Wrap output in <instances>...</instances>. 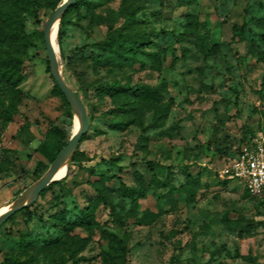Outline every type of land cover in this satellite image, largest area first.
I'll use <instances>...</instances> for the list:
<instances>
[{
	"label": "rangeland",
	"instance_id": "374dc122",
	"mask_svg": "<svg viewBox=\"0 0 264 264\" xmlns=\"http://www.w3.org/2000/svg\"><path fill=\"white\" fill-rule=\"evenodd\" d=\"M122 2L81 0L66 12L61 39L59 25L60 70L87 106L89 130L69 164L67 181L39 196L32 219L23 212L1 227L0 264L10 258L21 264H114L108 233L125 239V264H264V198L218 177L251 138L264 134V0ZM38 3L8 0L3 7L20 12L25 30L20 42L0 46V60L15 55L24 62L17 88L0 73V99L18 110L11 121L0 119V208L52 165L46 162L42 174L35 167L50 128L69 126L71 134L74 129V113L70 107L69 119L46 61L43 30L53 13ZM235 26L244 28L242 36L235 35ZM120 27L187 35L179 42L172 35L153 38L146 49L162 59L156 70L98 64L95 44ZM190 31L206 33L208 46L216 45L218 52L206 56ZM173 51L175 63L166 59ZM113 82L161 88L162 97L103 95L102 87ZM126 101L135 102L136 109L115 112ZM112 118L125 122L126 129L112 128ZM149 161L169 169L152 172ZM186 166L201 172L193 198L185 188ZM155 174L168 178V185H156ZM117 178L143 188L145 196L122 197ZM101 196L127 216L122 223ZM22 240L35 245L26 250Z\"/></svg>",
	"mask_w": 264,
	"mask_h": 264
},
{
	"label": "trees",
	"instance_id": "16d2710c",
	"mask_svg": "<svg viewBox=\"0 0 264 264\" xmlns=\"http://www.w3.org/2000/svg\"><path fill=\"white\" fill-rule=\"evenodd\" d=\"M8 0H0V25L3 26V32L0 33V46H7L11 43H18L23 39V34L25 30V25L23 18L18 10L12 9L8 10L7 8H3L4 5L7 3ZM23 1V0H17ZM30 4L34 7L39 5V0H27ZM43 7L52 14L56 8L62 4L64 0H42ZM127 0H123L122 5L125 4ZM81 0H76V2L69 8L68 12L71 8L79 5ZM67 12V13H68ZM32 13L35 17H37V11L35 9L32 10ZM67 13L61 20L60 23V31L59 39H61L64 35L62 28L67 24ZM133 14L130 13L127 15L128 20L133 19ZM244 32L243 27H234V33L236 36H242ZM189 34L197 35L198 43L206 56L214 55L218 52V47L212 46L209 47L206 41L207 34H196V32L190 31ZM160 35H172L176 39V41H181L187 35L186 33L182 34L181 36H176L174 33H169L166 31H156L152 30H126L124 27L116 28L115 30L111 29L108 33V36L105 40L95 44V47L98 49L99 54L94 55L95 60L98 64L104 66H119L121 68L124 67H133L136 65H140L141 68H146L147 65H150L152 69H159L162 64V59L153 52L147 51V46L152 44L153 38L160 36ZM141 57H145L144 60ZM148 59V60H147ZM166 59H171L173 63L178 61V57L175 55L174 51L170 56H166ZM47 64H48V60ZM24 62L20 59L15 57V55H10L8 58H4L0 60V73L2 79L9 84L13 88H17L20 83L24 79ZM49 71V69H48ZM56 91L62 97L65 105L68 108V115L69 119H73V114L70 110V106L59 89L56 85ZM163 90L161 88H152L149 85H145L142 83L135 84V85H121L117 82H113L111 84H106L102 87V94L115 97L118 94H128V96H136L137 98H142L144 100H154L158 101L162 97ZM78 96V95H77ZM79 97V96H78ZM85 105V104H84ZM86 110L87 106L85 105ZM136 109L135 102L133 101H126L124 104H121L116 108L115 112H124L128 113L130 111H134ZM18 113L17 106L13 102L8 106L4 100L0 99V119L4 122H9L13 119V117ZM88 113V110H87ZM166 115V114H164ZM89 118V117H88ZM109 124L112 128H116L119 130H125L127 124L120 119L112 118L109 119ZM132 123V122H130ZM71 137V129L69 126L64 127H51L50 130L45 134V139L43 144L40 146V152L42 155V160H38L36 163V170L41 174L48 168L49 162L52 164L58 154L62 151V149L67 145L69 139ZM79 155V151L75 153L73 157V161H76V156ZM148 168L152 170V172H159L162 170H168L169 167L162 166L158 162L149 161L146 162ZM185 188L190 192V197L193 198L195 195V187L199 185L201 182V172L199 171L197 174H193L192 168L189 166L185 167ZM45 173V172H44ZM68 177V176H67ZM68 178L64 179V182L67 181ZM118 180V193L122 197L129 198L133 201H137L139 197L145 196V190L143 188H135L129 187L125 185L120 178ZM153 182L159 186H166L168 185L169 181L168 178H163V180L159 177L154 175ZM59 182L51 184L42 194L47 192L48 190L53 189L55 185ZM224 183H228V181H224ZM108 190V189H107ZM112 190V189H111ZM102 200L105 204L111 207L112 215H114L116 220L121 221V223L126 219L122 218L121 214L116 211V209L110 204L104 196H101ZM25 212L29 219H32V215L34 212V206L31 205L27 208H24L19 213L12 216L5 224L9 223L12 219H14L18 214ZM134 218V216H130ZM83 218H81L80 222L82 223ZM84 221L88 223L91 221L90 214L87 212L84 217ZM137 223L146 224L149 220L138 219L136 220ZM4 224V225H5ZM3 225V226H4ZM2 227V226H1ZM0 227V229H1ZM69 228L73 229V224H69ZM107 239L109 242V258L114 264H125V257L128 252L127 243L125 239L113 234L108 233ZM1 240V237H0ZM20 246L24 249H30L34 247V243L31 240H22L19 242ZM6 264H21L19 260L10 258V260H6Z\"/></svg>",
	"mask_w": 264,
	"mask_h": 264
},
{
	"label": "water",
	"instance_id": "95a60500",
	"mask_svg": "<svg viewBox=\"0 0 264 264\" xmlns=\"http://www.w3.org/2000/svg\"><path fill=\"white\" fill-rule=\"evenodd\" d=\"M76 2V0H64L49 18L46 26L43 30L44 42L47 51V60L50 75L55 84L59 87L63 95L65 96L68 104L70 105L74 116L77 115L80 121V129L71 134V137L67 145L58 154L52 165L44 173V175L28 189V192L32 195L31 200L26 204H20L13 206L0 216V227L3 226L12 216L33 205L39 198V196L53 183L60 182L67 177L56 178V175L63 163L73 160L75 153L79 148V144L82 138L87 134L89 130L88 113L85 105L77 96L76 92L65 81L59 65V59L55 49L50 41V31L55 24L60 25V22L69 8ZM59 50V49H58Z\"/></svg>",
	"mask_w": 264,
	"mask_h": 264
},
{
	"label": "built area",
	"instance_id": "2783aa9c",
	"mask_svg": "<svg viewBox=\"0 0 264 264\" xmlns=\"http://www.w3.org/2000/svg\"><path fill=\"white\" fill-rule=\"evenodd\" d=\"M218 177L240 185L251 196L264 198V134L251 138Z\"/></svg>",
	"mask_w": 264,
	"mask_h": 264
},
{
	"label": "bare ground",
	"instance_id": "6f19581e",
	"mask_svg": "<svg viewBox=\"0 0 264 264\" xmlns=\"http://www.w3.org/2000/svg\"><path fill=\"white\" fill-rule=\"evenodd\" d=\"M58 29H59L58 25L55 24L50 31V41H51V44H52L53 48L55 49L56 53H57V38H58L57 37V31H58ZM73 128L74 129H73L72 133H75L80 129V121H79L77 115H75V117H74V127ZM68 170H69V162L63 163L62 166L60 167L57 175H56V178H62L64 176H66L68 174ZM31 198H32V195L28 192V190L24 191L16 199H14L13 201L8 203L7 205L0 208V216L4 212H6L10 208H12L13 206L28 203L31 200Z\"/></svg>",
	"mask_w": 264,
	"mask_h": 264
}]
</instances>
